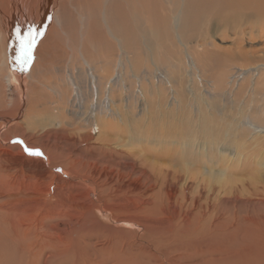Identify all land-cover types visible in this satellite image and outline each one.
Instances as JSON below:
<instances>
[{
    "label": "rangeland",
    "instance_id": "obj_1",
    "mask_svg": "<svg viewBox=\"0 0 264 264\" xmlns=\"http://www.w3.org/2000/svg\"><path fill=\"white\" fill-rule=\"evenodd\" d=\"M201 28L202 25H199L194 32L182 36L184 41L188 40V44L193 42L187 45V49L182 46L167 49L164 43L163 49L158 46L153 52H138L141 54L139 59L129 55L131 76L137 78L143 70L154 69V75L164 78L154 82L155 88L152 90L141 87L138 78L126 79L124 70L118 64L111 74L114 80L118 75L123 79L125 77L122 97L131 101L128 107H124L125 102L120 105L125 117L122 122L119 119L111 122L110 142L113 144V141L126 139L122 144L129 155L138 158L147 154L166 160L173 179L168 187L155 190L159 196L158 203L150 210L139 212L123 207L126 210H119L117 198L113 201L117 203L107 206L99 203L93 210L88 203L76 208L67 207L60 218L56 215L55 206L50 205L45 211L44 227L38 222L37 214L36 217L28 216L24 223L21 219H15L19 217L17 213H10V216L2 219L7 223H0V264H21L16 253L8 252L14 248L11 242L16 245L20 239L19 244H31L21 245L25 260L22 264H26L36 246H43L44 249L36 264H124L123 260L113 257L110 243L134 241L137 236L146 243L147 256L140 252L133 255L135 260L126 262L145 264L149 260V248L155 252H165L159 264H204L199 262L201 259L209 260L206 264H257L264 260V211L254 205L255 201L248 199L249 194L251 197L256 190H264V132L255 134L248 125L251 122L264 129V71L261 77L255 70L251 71V77L242 82L240 96H235L236 102L234 94L237 87L240 88L242 76L237 75L238 78L233 80L234 86L221 82L224 75H231L234 70L264 65V19L256 22L234 20L227 30L205 37L213 44L211 46L200 45L198 40H203ZM101 46L103 48L100 49ZM101 46L94 48L97 49L92 56L96 58L95 61H103L109 56L107 61L116 63L118 50L103 39ZM193 59L195 64L192 63ZM9 62L7 60L8 66ZM12 70L8 68L5 75L13 73L16 76ZM27 75V70L22 77L17 74L11 85H7L5 94L17 100V91L20 93L25 85L17 78L22 79ZM218 87L224 92L220 114L207 102L212 90H218ZM45 93L48 95V91ZM212 101L215 103L216 97ZM22 112L19 111L18 115ZM77 113L64 119L71 126H64V129L66 127L71 135L75 133V121L85 119L86 112L82 110ZM22 118L16 117V120L2 127L0 135L21 121L24 123L23 130L49 127L45 119L38 121L31 115ZM94 143L98 147L99 141ZM163 146L165 148H161ZM1 147L7 146L3 143ZM79 148L84 149L83 145H79ZM140 150L144 151L143 156L138 154ZM110 151L113 150L104 156L113 161L114 154ZM100 152L93 155L100 157ZM90 156L87 152L77 153L66 168L80 175L77 192L83 194L82 203L90 198L95 201L97 197L96 191L83 188L84 176L93 167L92 161L87 160ZM227 175H233V183L221 195V184ZM60 176L66 178L65 171ZM121 182L132 181L119 179L118 186ZM58 193L64 196L67 191L58 190ZM235 196H238V201L232 204ZM55 197L48 194L49 201L53 202ZM124 198L129 197H120L121 200ZM127 219H130L129 222H120ZM39 230L44 234L41 235ZM251 242H262V245L253 252L245 245Z\"/></svg>",
    "mask_w": 264,
    "mask_h": 264
},
{
    "label": "bare ground",
    "instance_id": "obj_2",
    "mask_svg": "<svg viewBox=\"0 0 264 264\" xmlns=\"http://www.w3.org/2000/svg\"><path fill=\"white\" fill-rule=\"evenodd\" d=\"M260 18L264 19V0H0V129L16 120V117L24 119L29 115L38 121L45 119L49 122V127L23 130L24 123L21 121L0 135V223L6 224L7 221L2 219L15 212L19 215L15 219H21L24 223L28 216L36 217L37 214L38 222L44 227L45 211L50 205L55 206L58 218L62 217L65 208H76L86 203L93 207L92 210L99 203L107 206L117 202L119 210H150L158 203L159 196L155 190L168 187L173 174L168 169L166 160L146 156L142 150L138 154L144 155L143 157L129 155L122 144L126 139H119L121 143L113 141L111 144L109 127L115 119L122 122L125 117L122 116L120 105L125 102L124 107H128L131 101L122 97L125 89L122 82L125 77L134 80L138 78L141 87L151 90L155 88L154 82L164 78L154 75L153 68L152 71H140L137 78L131 76L129 55L132 54L133 59H139L141 54L138 52H153L164 43L167 49L181 46L187 49L192 41L188 44V40L185 42L182 36L194 32L199 25H202L200 36H203L202 41L198 40L200 45L211 46L213 44L205 37L227 30L234 20L256 22ZM29 29L42 35L37 36L33 61L29 70L27 69L28 75L22 79L17 78L25 85L20 93L17 91V100L11 99L5 94L7 85H11L17 74L20 77L24 73L21 65L16 62L19 52L17 32L26 34ZM102 39L118 50L116 63H109V56L99 62L92 57L93 51L97 50L94 48L101 46ZM7 60L11 61L9 66ZM193 62L195 64L194 59ZM116 65L124 70V79L121 75L117 76V80L111 76ZM8 68L13 69L16 76L13 73L6 76ZM183 68L184 66L182 70ZM263 68L264 65L260 64L246 70H234L231 75H224L221 82L234 86L233 80L238 78V74L239 77L242 76L240 88L237 87L234 94V97L240 96L242 82L251 77V71L255 70L258 77H261ZM130 85L133 86L134 83L131 82ZM47 91L48 95L45 93ZM212 91L207 102L220 114V101L224 92L219 87ZM230 93L231 90L228 91ZM215 97L214 103L212 100ZM82 110L86 112L85 119L75 121V133L71 135L66 127L64 129V126H70L64 119L67 115L76 116ZM19 111H23L21 115H18ZM248 125L255 134L264 132V129L251 122ZM95 141H99L98 147L93 145ZM3 143L6 148L1 147ZM79 145H83L84 149L81 150ZM25 148L38 149L43 156L29 155ZM109 150H113L110 151L114 154L113 161L104 156ZM97 151H101L98 153L100 157L95 156ZM80 152L91 155L87 160L92 161L93 167L84 176L83 188L97 192L95 201L90 198L81 202L83 194L77 192L80 188L77 182L80 175L66 169L73 161L71 158ZM63 171L66 178L60 176ZM123 178L132 182H121L118 186L119 179ZM232 183L233 175H227L221 184V195L231 188ZM58 190H65L67 193L63 196ZM48 194L56 196L53 202L48 200ZM124 195L129 198L121 200L120 197ZM117 198L119 200L113 202ZM248 199L255 201L254 205L264 211V190H256L251 197L249 194ZM237 201L238 196H235L232 204ZM262 217L264 218V214ZM129 220L120 222L126 223ZM39 232L44 234L43 231ZM20 240L16 245L11 242L14 248L8 252L16 253L22 264L25 260L22 258L24 248L21 245L31 244H19ZM110 244L113 257L123 260L124 264H135V261L129 263L126 260H135L133 255L140 252L147 256L146 243L139 236L134 241ZM245 245L254 252L262 242ZM36 247L26 264H36L43 254V246ZM149 249V260L145 264H159L165 252ZM199 262L206 264L209 260L201 259ZM257 264H264V260Z\"/></svg>",
    "mask_w": 264,
    "mask_h": 264
},
{
    "label": "snow or ice",
    "instance_id": "obj_3",
    "mask_svg": "<svg viewBox=\"0 0 264 264\" xmlns=\"http://www.w3.org/2000/svg\"><path fill=\"white\" fill-rule=\"evenodd\" d=\"M42 35V33L34 32L33 30L29 29L26 34H21L17 32V39L19 42V52L16 56V62L21 65V70H27L32 61H33V50L37 43V36ZM27 154L37 157H42L43 153L40 152L38 149H28L25 148Z\"/></svg>",
    "mask_w": 264,
    "mask_h": 264
}]
</instances>
